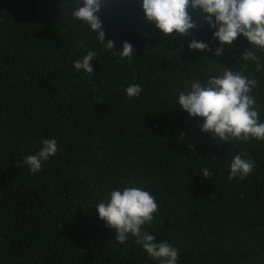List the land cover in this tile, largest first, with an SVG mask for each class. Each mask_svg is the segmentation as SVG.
I'll list each match as a JSON object with an SVG mask.
<instances>
[{
  "label": "trees",
  "instance_id": "obj_1",
  "mask_svg": "<svg viewBox=\"0 0 264 264\" xmlns=\"http://www.w3.org/2000/svg\"><path fill=\"white\" fill-rule=\"evenodd\" d=\"M140 4L105 0L99 13L113 51L132 45L129 62L73 19L77 0H0V264H159L98 219L94 206L129 182L155 196L143 227L179 250L177 264H264V141L221 144L175 101L196 80L239 71L258 80L264 123V53L258 71L239 59L243 37L219 57L189 51V37H164ZM212 31L192 35L218 46ZM88 51L91 76L73 68ZM130 84L138 97L126 96ZM53 138L39 172L18 166ZM236 154L256 165L243 180L228 178Z\"/></svg>",
  "mask_w": 264,
  "mask_h": 264
},
{
  "label": "clouds",
  "instance_id": "obj_2",
  "mask_svg": "<svg viewBox=\"0 0 264 264\" xmlns=\"http://www.w3.org/2000/svg\"><path fill=\"white\" fill-rule=\"evenodd\" d=\"M105 0H77L78 6L71 11L73 19L86 24L97 34V39L106 49L131 62L134 55L130 43L122 44V51H113L114 42L105 41V32L99 19V13ZM141 11L147 23L154 24L164 37H189V51L212 52L221 56L225 46L231 47L238 37H243L251 46L239 59L256 63L259 71L262 67L257 52L264 53V0H141ZM196 14L197 19H193ZM203 21V24L198 21ZM206 24L212 31V40L218 46L209 47L203 40H197L192 33ZM96 52L88 51L81 59H77L73 68L93 75L91 61ZM224 68V67H223ZM258 87V80L248 78L242 72L228 70L204 81L191 83L190 91L178 93V107L190 118L202 119L199 124L202 133H211L212 138L221 144L230 141H264V123L260 122V106L253 94ZM142 88L130 84L125 93L128 98L138 97ZM181 133L179 139H183ZM41 148L33 155L26 156L19 167L28 166L31 173L41 170L42 163L54 156L58 151L57 141L44 139ZM246 155V154H245ZM255 162L236 154L230 163L229 179L243 180L255 168ZM212 173L202 169V176L209 178ZM98 219L108 229L116 232L115 241L125 244L129 236L140 245L147 255L159 264H177L178 249L166 241L156 242V237L144 230L151 224L155 213L159 211L156 198L148 190L133 186H115L95 206Z\"/></svg>",
  "mask_w": 264,
  "mask_h": 264
}]
</instances>
